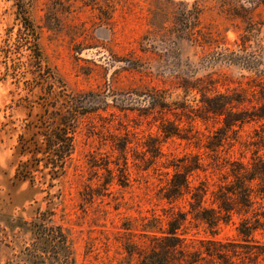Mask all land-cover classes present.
Masks as SVG:
<instances>
[{
	"label": "rangeland",
	"instance_id": "374dc122",
	"mask_svg": "<svg viewBox=\"0 0 264 264\" xmlns=\"http://www.w3.org/2000/svg\"><path fill=\"white\" fill-rule=\"evenodd\" d=\"M233 1L239 11H257L247 50L258 52L254 42L264 45V6L257 8L259 0ZM18 2L0 0V264L15 254L13 241L29 238L7 226L11 217L31 215L27 199L33 192L27 184L17 189L12 180L19 136L26 124L36 123L44 113L47 91L42 79L29 73L38 65ZM23 4L38 36L41 73L45 66L50 68L61 82L56 87L64 85L83 113L65 173L52 190L60 198L56 222L70 237L75 264H135L123 250L124 242L134 238L148 244L143 224L173 217L177 209L189 211L188 196L174 204L161 199L168 161L200 155L206 174L218 183L234 161H249L264 139V121L254 117L264 105L262 85L253 72L242 68L241 47L235 43L244 24L229 16L233 6L226 0ZM221 95L232 103L223 115H216L208 102L219 101ZM240 95L243 103L235 101ZM64 100L61 92L54 99L57 105ZM161 127L178 136L165 137ZM123 138L128 140L127 172L121 176L124 165L117 149ZM154 139L161 141L162 157L151 158L146 151ZM108 161L117 164L111 165L116 168L114 180L100 169ZM203 179L199 173L193 183ZM43 197L37 194L36 200ZM255 212L264 215V208L254 204L253 215L233 214L214 229L187 215L178 234L196 249L239 254L225 257L227 263L207 258L206 264H236L245 252L264 249L262 232L247 240L237 231L242 220L253 221Z\"/></svg>",
	"mask_w": 264,
	"mask_h": 264
},
{
	"label": "trees",
	"instance_id": "16d2710c",
	"mask_svg": "<svg viewBox=\"0 0 264 264\" xmlns=\"http://www.w3.org/2000/svg\"><path fill=\"white\" fill-rule=\"evenodd\" d=\"M226 1H230L233 6L231 10H228L229 16L244 24L242 33L238 34L239 43L235 42L239 48L241 47L239 50L241 66L255 74L262 85L261 91L264 95V45L261 40H257L254 43L260 52L259 50L258 52H248L247 50L251 47L250 43L253 39L251 34L255 31L252 26L256 24L253 20L257 11L244 9L239 11L240 8L236 7L233 0ZM19 2L21 3L19 4ZM19 2L17 7L20 15L26 20L25 25L33 38L34 55L32 58L38 65V68L34 66L29 73L34 78L42 79L47 91L45 90L42 98L44 113L36 123L26 124L24 132L19 136L17 149L19 160L12 180L13 186L17 189L27 184L29 190L33 192L27 199L31 215L29 219L20 215L11 217L7 226L10 231L27 234L29 238L27 242L24 240H20L21 243L13 241L17 250L13 257L7 259L4 264H75L70 237L66 229L56 222L58 205L56 201L60 198L59 195L53 194L52 190L65 173L67 162L74 150V135L78 120L83 113L79 110L76 98L67 92L64 85L56 87V82H61L50 68L45 66L44 72L41 73L44 62L38 48V36L28 18L23 0H19ZM260 5L264 6V0H259L257 8ZM259 26H263V24H259ZM57 88L60 90L58 91ZM58 92L64 95L65 100L57 105L58 102L54 99ZM242 97V95L238 96L235 101L243 103ZM218 99L217 102H208V107L212 113L223 115L232 100L230 101V98L222 95ZM33 107L31 105V109ZM254 117L259 121H264V105L259 114ZM160 130L167 138L178 136L176 132L164 130L162 127ZM127 147L128 140L123 138L117 149L124 165L123 171H119L121 176L127 172ZM146 147L151 158L164 155L159 139H154L153 144ZM207 149L213 151L212 148ZM111 165L117 167V164L108 161L100 168L109 173L110 177L111 174H115L116 170L114 167L111 168ZM164 168L168 171L165 172L166 180L162 188L161 199L166 200L169 204H174L184 196H188L189 211L183 213L177 209L176 214L173 217H166V220L159 217L148 220L146 224L142 225L141 232L149 243L140 244L141 242L134 238L124 242L122 246L127 257L131 261L135 260V264H206L207 258L227 263L225 257L230 256L231 253L233 257H239L237 251L233 250L209 249L203 246V249L191 247L185 243L178 232L186 222L187 215L191 216L193 220L203 223L208 229H214L220 223H227L233 214L251 213L253 215L254 204L258 205L259 209L264 208V139L249 161H234L227 168L226 177L220 179L218 183L211 180L210 174H206L207 169H205L200 155L175 157L168 161ZM199 173L204 174V179L194 184L193 178L199 176ZM115 176L119 177V175ZM111 179L115 178L112 176ZM110 183V181L105 182V185ZM116 183L123 186L121 182L116 181ZM37 194H44L41 201L36 200ZM42 204L45 205L44 208ZM22 213H25L24 208ZM128 230L133 231L130 228ZM237 231L247 240L252 239L254 233L258 231L264 235V215L255 212L253 221L242 220ZM245 253L247 256L238 258L239 261L236 264H264V249Z\"/></svg>",
	"mask_w": 264,
	"mask_h": 264
}]
</instances>
